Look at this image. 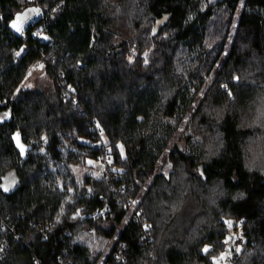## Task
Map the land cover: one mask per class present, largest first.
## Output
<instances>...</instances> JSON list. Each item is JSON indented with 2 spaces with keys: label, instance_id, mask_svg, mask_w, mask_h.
<instances>
[{
  "label": "trees",
  "instance_id": "trees-1",
  "mask_svg": "<svg viewBox=\"0 0 264 264\" xmlns=\"http://www.w3.org/2000/svg\"><path fill=\"white\" fill-rule=\"evenodd\" d=\"M34 5L41 15L16 36L9 24L31 5L0 0V264H96L120 243L127 264H212L233 253L242 218L248 250L235 264H264V0ZM38 59L53 87L20 89ZM96 129L119 195L70 169L100 158ZM136 199L148 242L140 224L121 230Z\"/></svg>",
  "mask_w": 264,
  "mask_h": 264
},
{
  "label": "built area",
  "instance_id": "built-area-1",
  "mask_svg": "<svg viewBox=\"0 0 264 264\" xmlns=\"http://www.w3.org/2000/svg\"><path fill=\"white\" fill-rule=\"evenodd\" d=\"M33 35L38 39H46L49 40L43 33L39 31V29L33 30ZM35 62L43 63V60H36ZM96 133L101 135V130L96 129ZM100 140L93 141L90 143V146L93 148H101L102 154L98 159L99 165L101 166V172L99 173L100 177L106 178L109 181V190L114 195H119L124 192V186L122 184L116 185L114 181L119 179V174L116 172V168L113 164L112 155L110 152V148L105 146ZM135 202V203H133ZM140 200H128L126 204L127 215L123 219V225L121 230L131 222L140 224L143 228L144 233L141 235L142 242L150 241V231L151 226L147 223L142 210L139 209ZM108 212V208L105 206L100 210H97L95 213L87 214L88 218H97L100 216H105ZM245 221V218H242L238 223L237 237L235 241L232 243L231 248L234 249L233 253L229 254L227 257L228 264H235L237 259L240 257V252L247 251V246L245 243L244 237L241 235L242 226ZM47 233L42 232V236L45 239L48 233H52L51 228L47 227ZM83 232L86 234L93 233V229L91 228H83ZM119 236H115L111 242L117 243L119 241ZM112 244V243H111ZM115 245V244H114ZM112 244V248L107 253H102L99 255L96 264H127V257L124 255L125 246L120 243L117 248H115ZM236 247H239V250H236ZM6 248V244L0 243V255L4 252ZM34 264H39L38 260L35 259ZM58 264H71V262H66L59 260ZM145 264V263H144Z\"/></svg>",
  "mask_w": 264,
  "mask_h": 264
},
{
  "label": "rangeland",
  "instance_id": "rangeland-1",
  "mask_svg": "<svg viewBox=\"0 0 264 264\" xmlns=\"http://www.w3.org/2000/svg\"><path fill=\"white\" fill-rule=\"evenodd\" d=\"M28 3H30L31 6L26 7L20 11H18L12 21L9 24L10 31L16 35L21 36L25 33L26 29L33 21H35L42 13L40 6L34 5V3L37 0H26ZM210 2H216L219 0H209ZM38 10V11H33ZM20 17V20L17 22L18 26L20 28L19 31H17L16 28L12 26L14 21H17V17ZM226 54V53H225ZM60 77V76H59ZM61 86L64 84V80H61ZM53 87V81L48 76V74L45 72L44 65L38 62H34L31 67L29 68L25 78L23 79L22 83L20 84V89H28L31 91H48ZM70 92V88H66V90H63V95H67ZM182 131V127L178 128V132ZM103 144H107V140L103 133H101L99 139ZM91 162V163H90ZM75 179L79 182L82 181V179L85 176H89L91 178H100L99 173L101 172V166L99 165L98 161L94 160H80L74 165H71L70 167ZM16 184V176L14 173H9L4 177L3 180V189L4 190H13L15 188ZM60 185V183H59ZM231 235L233 236V241H235V238L237 237L236 233H231L230 236H228V240L230 239ZM236 250H239V247H236ZM108 251H104V253H107ZM229 254L227 253H221L217 259L213 260L212 264H228L227 257Z\"/></svg>",
  "mask_w": 264,
  "mask_h": 264
},
{
  "label": "water",
  "instance_id": "water-1",
  "mask_svg": "<svg viewBox=\"0 0 264 264\" xmlns=\"http://www.w3.org/2000/svg\"><path fill=\"white\" fill-rule=\"evenodd\" d=\"M170 15H165L161 19L156 20L153 31H152V36H155L158 31L167 23L169 20Z\"/></svg>",
  "mask_w": 264,
  "mask_h": 264
},
{
  "label": "snow or ice",
  "instance_id": "snow-or-ice-1",
  "mask_svg": "<svg viewBox=\"0 0 264 264\" xmlns=\"http://www.w3.org/2000/svg\"><path fill=\"white\" fill-rule=\"evenodd\" d=\"M33 11H38V10H33ZM20 20V17L18 16L17 17V21H14L13 22V24H12V26L14 27V28H16L17 29V31H19L20 30V28H19V26H18V21ZM22 151H23V149H22ZM91 163V162H90ZM133 203H135V202H133ZM207 249H205V251H206Z\"/></svg>",
  "mask_w": 264,
  "mask_h": 264
}]
</instances>
